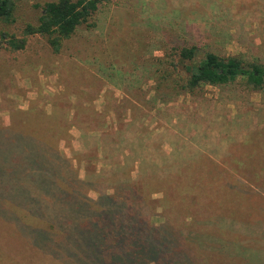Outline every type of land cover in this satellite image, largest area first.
<instances>
[{
	"label": "rangeland",
	"instance_id": "obj_1",
	"mask_svg": "<svg viewBox=\"0 0 264 264\" xmlns=\"http://www.w3.org/2000/svg\"><path fill=\"white\" fill-rule=\"evenodd\" d=\"M47 1L16 0L15 22L0 21V39L3 32L21 38L24 25L37 22L36 5ZM91 22L95 26H79L57 53L38 35L20 50L0 46V126L29 120L31 110L52 114L68 136L59 142L61 152L92 187L79 185L80 191L90 199L97 188L134 192L120 206L142 229L136 238H170L168 245L180 248L189 264H204L201 248L226 264L246 245V255L260 254L247 264H261L264 91L236 83L176 96L155 89L153 70L157 58L169 61L172 48L191 44L264 61V0H100ZM125 125L138 134L142 158L135 162L115 133ZM80 128L95 133L82 135ZM8 174L0 179L9 180ZM234 183L248 192L232 189ZM17 186L0 184V190ZM1 202L0 245L8 264H23V253L41 262V251L23 232V214Z\"/></svg>",
	"mask_w": 264,
	"mask_h": 264
},
{
	"label": "trees",
	"instance_id": "obj_2",
	"mask_svg": "<svg viewBox=\"0 0 264 264\" xmlns=\"http://www.w3.org/2000/svg\"><path fill=\"white\" fill-rule=\"evenodd\" d=\"M15 3L16 0H0L1 22H15ZM99 4L100 0H52L36 5L40 8L37 22L26 23L21 38L1 33L0 46L20 50L25 47L27 37L38 35L46 39L55 53L60 52L63 41L70 39L79 26H95V22L90 23V20ZM172 51L169 61L156 59L158 65L153 70V79L157 91L181 96L194 94L204 85L222 88L236 83L250 90L264 91V61L261 59L250 61L240 54H221L202 49L197 44L176 46ZM53 112L57 114L54 109L50 113ZM26 115L31 120L25 121L21 117L23 123L15 121L13 126H0V178L7 171L11 173L8 174L10 179H0V184L18 185L15 189L3 187L0 190L1 204L11 212L23 214V232L29 235V242L41 251V262L34 263V257L30 259L23 253V264H46L47 261L53 264H189L185 261L186 256L179 253L180 248H174L172 243L173 249L168 245L170 238L167 239L169 242L164 239L159 243L145 237L136 238L138 230L142 229H138L120 206L134 192L118 191L116 186H111L114 192L106 194L104 188H97V198L90 199L80 191L79 185L91 186L86 179L78 178L70 159L59 148L60 140L68 137L62 136L64 126L58 127L54 116H48L45 111L31 110ZM72 125L70 123V127ZM80 129L84 130L82 135L95 133L86 128ZM115 133L119 141L127 144L131 160L135 162L137 158H142L135 150L137 133L128 130L126 125ZM105 136L104 132L100 139L102 151L106 146ZM122 142L117 144L118 149L123 148ZM197 162L194 164L197 165ZM95 176L99 179L100 172ZM169 176L172 179L173 176ZM261 184L264 186V182ZM239 186L241 192L247 191L241 183L232 184V189ZM117 199H120V204ZM121 212L123 218L117 222ZM249 218L241 220L249 222ZM141 222H145L141 220L140 225L146 228ZM245 249L240 256L243 261L237 260L240 257H228L226 264H247L254 256L260 257V254L253 257L252 253L246 255ZM198 251L195 249L193 254L194 260L199 261ZM200 252L204 264H223L215 251L201 248ZM187 256L191 259L190 254ZM8 259V253L0 245V263L8 264ZM259 259V263L264 264L263 258Z\"/></svg>",
	"mask_w": 264,
	"mask_h": 264
}]
</instances>
